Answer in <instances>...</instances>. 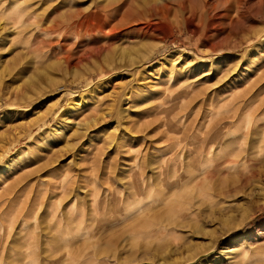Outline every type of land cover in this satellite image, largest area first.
Returning <instances> with one entry per match:
<instances>
[{"label": "rangeland", "instance_id": "374dc122", "mask_svg": "<svg viewBox=\"0 0 264 264\" xmlns=\"http://www.w3.org/2000/svg\"><path fill=\"white\" fill-rule=\"evenodd\" d=\"M263 34L264 0H0V264L56 255L73 210L154 189L171 139L262 79ZM260 148L181 216L201 223L154 219L119 264H189V245H214L195 264H264ZM221 207L259 213L221 238Z\"/></svg>", "mask_w": 264, "mask_h": 264}, {"label": "bare ground", "instance_id": "6f19581e", "mask_svg": "<svg viewBox=\"0 0 264 264\" xmlns=\"http://www.w3.org/2000/svg\"><path fill=\"white\" fill-rule=\"evenodd\" d=\"M256 35H260V33L256 32ZM263 77L261 78L263 79ZM262 79H260L261 81L259 79L255 80L252 89L249 80L250 87L245 85L248 88L243 89V94L241 93L243 99L239 100L238 103L236 102L237 107L230 109L229 105H225L223 110L204 113L200 124L187 129L185 127L182 136L171 139L169 145H166L161 151V155L167 157L161 167L158 168L157 182L153 185L155 186L154 189L156 186L161 188L159 193L154 194L152 187L153 190L148 189L147 191L140 188L136 189L135 192H127L126 196L123 195L124 198L118 193L119 196L115 195L116 201H114V204L107 206L93 205V208L73 210L70 218H72L71 222L74 223L66 222V224H69H61L56 228L60 244L56 255L53 256V254H46L45 252L43 257L38 259L30 254L27 257L18 259L16 264H119V259L122 258L121 255L126 251L128 245L130 246L133 242L136 243L149 237L150 234L161 231L159 228L156 230L152 228L153 232L142 229L144 225H150L154 219L158 218L164 222L171 220L165 222L168 223V225L166 224L168 230L173 227H175L173 229L181 228V223L185 226L187 223L185 224L184 217L181 219V216L188 215V213L193 215L191 212L194 213V211H190V208H192L190 205L193 202L202 205L205 199H208L211 195L208 191L212 189L215 191L216 188L213 184L234 175L239 168L238 164L244 162L256 149L264 144V98L259 106H255L260 96L263 97L260 92L263 89L257 87ZM246 89H250V92L248 90L246 92ZM246 93L250 95L247 98H245ZM74 104L66 109L63 114L64 118L69 117V113L75 108L72 107ZM230 105L235 104L231 101ZM195 117L197 119L198 115ZM188 160H192L193 165L190 164V161L191 166H186ZM164 167L169 168L166 173H164ZM144 186L147 187V185ZM123 199L128 203L131 201L133 203L123 205ZM199 206L197 207L199 208ZM193 209L195 210V208ZM220 209L218 215H212L214 217L212 221H223L226 224L225 229L219 235L221 238L240 228L246 221L259 213L242 214L240 220L231 223V208L221 207ZM198 214H200V211ZM198 221L191 219L187 227L191 228L190 223H198ZM154 226H157V224ZM155 234L152 236H156ZM195 234L204 236L207 233L205 230L198 228ZM241 237L243 238L244 235ZM237 239V237H233L232 242ZM213 240L216 242L218 237L216 236ZM212 248H214V245L202 251V247H199V245H189L186 248L187 258L184 259V262L195 264L200 253L210 252ZM205 264H224V261L214 259Z\"/></svg>", "mask_w": 264, "mask_h": 264}]
</instances>
